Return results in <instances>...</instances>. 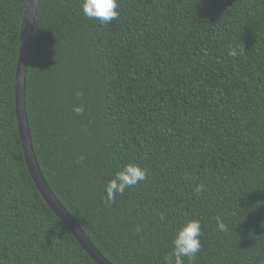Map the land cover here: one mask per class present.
Instances as JSON below:
<instances>
[{"label":"trees","instance_id":"trees-1","mask_svg":"<svg viewBox=\"0 0 264 264\" xmlns=\"http://www.w3.org/2000/svg\"><path fill=\"white\" fill-rule=\"evenodd\" d=\"M26 3L0 0V261L96 264L25 164L14 85ZM81 5L40 0L26 71L32 145L53 194L112 264H164L192 218L202 229L192 264H264V0H118L103 26ZM237 45L244 55L229 57ZM128 163L148 179L105 206L104 185Z\"/></svg>","mask_w":264,"mask_h":264},{"label":"clouds","instance_id":"clouds-1","mask_svg":"<svg viewBox=\"0 0 264 264\" xmlns=\"http://www.w3.org/2000/svg\"><path fill=\"white\" fill-rule=\"evenodd\" d=\"M82 12L89 20L98 21L100 25L110 24L119 17L118 0H82ZM245 53L244 47L239 45L231 47L227 51V55L232 58L243 56ZM77 96L82 93L77 92ZM73 111L76 115L84 112L83 105H74ZM84 157L76 161L77 164L82 161ZM149 170L138 163L125 164L121 169L117 170L104 185V204L111 206L116 201L118 195H123L126 189L132 188L149 177ZM207 191L203 183L196 184L193 188V195L197 198L203 192ZM159 219L164 221L166 219L164 213H159ZM216 228L220 232H227L229 225L224 221L223 217L216 216ZM202 229L200 220L192 218L183 222L175 229L172 237V248L164 257V264H184L185 258L189 264L195 261L197 253L202 248L201 244ZM2 264V261H0Z\"/></svg>","mask_w":264,"mask_h":264},{"label":"water","instance_id":"water-1","mask_svg":"<svg viewBox=\"0 0 264 264\" xmlns=\"http://www.w3.org/2000/svg\"><path fill=\"white\" fill-rule=\"evenodd\" d=\"M39 3L40 0H27L26 3L20 26L18 60L14 85L15 115L25 164L34 185L36 186L45 203L73 235L84 252L96 264H112L96 249L81 227L53 194L44 179L34 153L26 111L25 78L29 60L32 33Z\"/></svg>","mask_w":264,"mask_h":264}]
</instances>
